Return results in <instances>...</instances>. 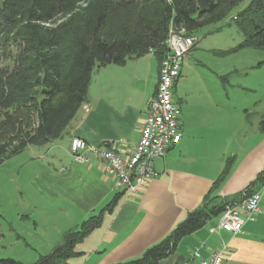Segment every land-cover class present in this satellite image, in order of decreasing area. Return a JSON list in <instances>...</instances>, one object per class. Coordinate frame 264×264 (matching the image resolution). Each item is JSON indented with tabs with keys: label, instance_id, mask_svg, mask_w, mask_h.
Masks as SVG:
<instances>
[{
	"label": "crops",
	"instance_id": "0c3cea01",
	"mask_svg": "<svg viewBox=\"0 0 264 264\" xmlns=\"http://www.w3.org/2000/svg\"><path fill=\"white\" fill-rule=\"evenodd\" d=\"M202 35H195L197 46L186 56L173 90L174 101L181 108V140L171 145L164 157L155 159L157 174L141 192L130 194L118 188L116 177L100 161H76L70 153V141L74 136L94 144L122 141V152L132 153L147 117L149 99L159 82L160 63L153 53L95 71L87 99L63 135L45 145L31 146V208L24 206L17 214L20 222L31 224L27 226L37 234L32 237L39 244L47 245L51 252L69 230L103 210L100 224L76 245V255L69 258V264L134 260L171 234L210 193L225 201L240 200L242 191L264 174V131L260 127L264 77L256 76L251 84L240 80L234 97H230V82L221 78L227 70L221 67L218 77L206 78L197 90H185L188 71L195 64L194 51L202 47ZM239 44L236 39L229 40L221 48L243 51L236 49ZM263 60L261 54L248 68H255L256 75L264 69ZM241 68L245 69L243 65ZM231 156H235V162L230 174L213 190ZM261 186L257 182L254 189L262 193V212L255 221L245 223L242 233H211L210 227L219 223L221 214L185 236L158 264H182L201 241L207 248L200 253L207 257L221 247L222 240L230 246L225 264H264Z\"/></svg>",
	"mask_w": 264,
	"mask_h": 264
},
{
	"label": "trees",
	"instance_id": "16d2710c",
	"mask_svg": "<svg viewBox=\"0 0 264 264\" xmlns=\"http://www.w3.org/2000/svg\"><path fill=\"white\" fill-rule=\"evenodd\" d=\"M245 1L7 0L1 31L9 41L19 37L24 51L13 72L0 68V164L29 146L60 138L86 101L98 69L149 53L161 64L172 29L195 37L203 29L221 30L233 21L244 34L236 49L264 50V0H250L233 14ZM260 127L264 131V112ZM234 162L235 156L226 161L213 190L228 177ZM257 182H264V174L241 197L244 191H255ZM229 202L210 193L165 239L141 257L116 264H158L185 236L223 214ZM103 212L69 230L60 244L33 264H69L76 245L100 224ZM0 264L24 263L9 257Z\"/></svg>",
	"mask_w": 264,
	"mask_h": 264
},
{
	"label": "built area",
	"instance_id": "2783aa9c",
	"mask_svg": "<svg viewBox=\"0 0 264 264\" xmlns=\"http://www.w3.org/2000/svg\"><path fill=\"white\" fill-rule=\"evenodd\" d=\"M197 42L196 37L186 35L184 30L170 31L166 41L168 52L160 64L157 90L149 99L141 136L131 154L122 152V141L94 144L74 136L70 141V153L73 158L80 163L100 161L106 171L116 177L118 188L130 194L141 192L157 174L154 170L155 159L164 157L171 145L181 140V108L174 101L173 90L181 75L184 60ZM261 187L264 189V182ZM261 199L260 190L244 191L240 200L231 201L226 205L219 223L211 226L210 232L224 230L233 235L242 233L245 223L255 221L262 212ZM206 248V243L201 241L182 264H225L230 251L229 243L222 240L219 249L203 257L200 251Z\"/></svg>",
	"mask_w": 264,
	"mask_h": 264
},
{
	"label": "rangeland",
	"instance_id": "374dc122",
	"mask_svg": "<svg viewBox=\"0 0 264 264\" xmlns=\"http://www.w3.org/2000/svg\"><path fill=\"white\" fill-rule=\"evenodd\" d=\"M249 1L246 0L241 3L233 14L246 6ZM6 2L7 0H0V68L3 73H11L18 68V58L24 51V45L19 37L9 41L1 31L4 29L2 28L1 11H3L2 8ZM215 27L211 26L198 32V35H202L203 32L206 33ZM222 29L213 35H208V33L202 35V47L194 51L196 57L192 61L195 64L188 71V79L183 86L185 90H197V87H202L200 83L206 81V78L218 77L216 73L221 67L227 70L225 74L220 76L230 82L227 85L228 92L231 94L230 97H234L240 80L251 84L256 76L264 77V69L259 70L255 75V68H248L259 55H264V50L243 48V51L240 52L222 51L221 44L226 41L236 39L239 44L240 40H244V34L233 21ZM242 65L245 69L241 68ZM24 206L31 208V146L0 164V213H5L4 217L0 216V259L11 257L24 264H33L40 256L49 254L50 249L47 245L39 244V241L32 237V235L37 236V234L31 230V227L29 229L27 226H31V224L20 222L18 219L17 212ZM17 234L21 237H18Z\"/></svg>",
	"mask_w": 264,
	"mask_h": 264
}]
</instances>
